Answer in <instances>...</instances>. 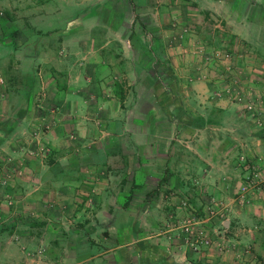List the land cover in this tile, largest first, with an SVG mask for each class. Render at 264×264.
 Returning <instances> with one entry per match:
<instances>
[{
  "label": "crops",
  "instance_id": "0c3cea01",
  "mask_svg": "<svg viewBox=\"0 0 264 264\" xmlns=\"http://www.w3.org/2000/svg\"><path fill=\"white\" fill-rule=\"evenodd\" d=\"M77 4L64 28L52 5L38 18L57 25L36 39H0V264H264V188L235 198L249 169L264 172L263 129L186 57L192 8L144 0L125 28ZM156 61L195 103L159 111ZM188 106L212 128L194 153L177 151L186 141L171 133L183 125L171 112ZM242 143L247 172L226 160ZM183 199L208 244L192 246L179 228Z\"/></svg>",
  "mask_w": 264,
  "mask_h": 264
},
{
  "label": "rangeland",
  "instance_id": "374dc122",
  "mask_svg": "<svg viewBox=\"0 0 264 264\" xmlns=\"http://www.w3.org/2000/svg\"><path fill=\"white\" fill-rule=\"evenodd\" d=\"M173 1L177 4L182 3L190 6L193 11L190 19L194 27H190L192 32L188 34V42L189 39L191 41L185 47V52L189 54L186 57L200 61L203 65L202 68L209 70V78L213 83L222 82L224 89L232 90L226 96L239 106L238 109L242 113L247 115V109L245 108L247 96L250 99L252 98L250 92H252L253 86L250 85L260 84L264 91V0ZM82 3H87V7H93L87 14L96 11L97 19L100 21L113 24L117 22L124 23L123 26L128 28L132 22L138 21L135 13L137 4L144 3V0H0V39L4 38V42H6L9 37L17 39L29 32H33L30 39L32 37V39H36L39 36L38 31H36L37 27L42 24L43 26L57 25V23H54L56 19L50 22L49 17L41 22L38 18V15L41 14L39 9L51 11L50 6L52 5L56 7V11H59L56 14L58 23H60L59 28H64L66 20L71 16H77V12H79L78 8H73L70 9V11H73V14H71L68 9L73 5H81ZM70 14L71 16H69ZM191 42L197 45L194 46L195 44H191ZM0 53V73L2 71L4 73L8 53L2 49ZM156 62L154 81L156 107L159 108V111L161 110L160 112L164 113L163 109L169 103L177 104L175 98L178 99L179 103H195L196 100L193 96L185 94L181 98L180 89L185 88L178 86L173 74L171 75L167 71L168 64L161 61ZM213 66L216 68H212ZM9 73L11 74L10 71H8ZM203 76L207 78L205 72ZM152 78L150 77V84H152ZM187 88H189L188 85ZM147 95L144 94L143 97L146 99ZM192 107L188 106L187 110L183 108V111L175 110L174 112L173 110L171 112V117L174 120L182 119L183 121V125L171 128L172 135L186 141V143L181 144L182 146L175 145L177 151L182 147L189 152H193L194 149H198L202 138H207L208 135L212 134V128H203L200 124L195 123L202 110ZM144 110L146 113L148 108L145 107ZM184 121L187 122L186 125H184ZM257 127L263 129L262 137L264 138V126L257 125ZM244 131H247V129ZM236 150H238V153H236ZM240 155L244 157V162H240ZM231 159H234L235 165L237 164L238 167L241 165L240 167H244L243 169L246 171L247 145L242 143L241 146H238V149H233L226 160L229 163ZM236 193L237 191L235 195ZM211 199L210 201H214L213 198ZM182 201H185V204L178 205L187 212L183 217L195 213L193 209L196 205L191 204L186 199Z\"/></svg>",
  "mask_w": 264,
  "mask_h": 264
},
{
  "label": "built area",
  "instance_id": "2783aa9c",
  "mask_svg": "<svg viewBox=\"0 0 264 264\" xmlns=\"http://www.w3.org/2000/svg\"><path fill=\"white\" fill-rule=\"evenodd\" d=\"M1 83H3V79L0 75V84ZM258 102H260L259 98H251L247 101L245 108L247 109L249 115L254 118L256 125L261 126L262 121L260 119V110L256 105ZM239 160L240 162H244V157L240 155ZM262 162L264 164V158ZM249 171L250 172L242 177V181L238 186L237 193L235 195V198H237L238 201H246L248 196L253 193V191L264 188V172L263 174H259L254 167L249 169ZM178 226L182 232L189 237L190 244L192 246L199 243H203L205 245L209 243V239L202 235L200 229L196 226V221L193 218L184 217L181 221H179Z\"/></svg>",
  "mask_w": 264,
  "mask_h": 264
},
{
  "label": "trees",
  "instance_id": "16d2710c",
  "mask_svg": "<svg viewBox=\"0 0 264 264\" xmlns=\"http://www.w3.org/2000/svg\"><path fill=\"white\" fill-rule=\"evenodd\" d=\"M167 68H168L167 71H169V73L172 75V72L170 71V68H169L168 66H167ZM174 100H175V102H176L177 104H179L178 99L175 98Z\"/></svg>",
  "mask_w": 264,
  "mask_h": 264
}]
</instances>
